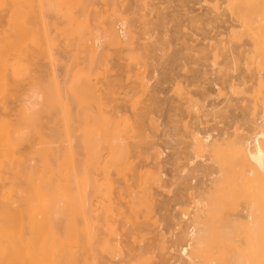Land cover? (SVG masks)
<instances>
[{
  "label": "bare ground",
  "instance_id": "1",
  "mask_svg": "<svg viewBox=\"0 0 264 264\" xmlns=\"http://www.w3.org/2000/svg\"><path fill=\"white\" fill-rule=\"evenodd\" d=\"M120 1H122V0H120ZM120 1L118 0V2H120ZM228 1L229 2H228L227 7H229V13L233 14V16L231 14H230V16H232L233 18L235 17L236 21H238L239 23L236 22L234 19H232V20H234V22L239 24L240 27L235 23L239 28H241L240 30L243 29L244 33L246 32V33L250 34L251 42L250 41L247 42L248 44L246 46H249V47L244 46V49H240V47H239V49L238 48L233 49V48H231V46L223 45L225 42H222L220 39L219 40L221 42H219V43H221L222 45L219 44V45H216V47H215L216 42H215V44L214 43L212 44V45H214L215 49L218 48L215 51V53L212 52V54H214L213 55L214 60H217L218 58L220 59L221 55H228L231 53V55L229 56L231 58H229L228 60L225 58L224 59L227 60V62H229V60H230V63H229V67L231 68L230 70H236V72H237L236 75L230 74L231 71L229 73L228 72L229 70L227 71V69H224L225 67L222 68L221 66H219L220 64H222V63H219V62H221V59L218 62L219 65H216L217 62L214 63L212 61L216 65V67L219 66L222 69H220V68L218 69V67H217L218 70L216 72L214 71L215 73L212 71L213 72L212 74L215 76L212 75L213 77H211V79H210L211 82H209V81L208 82L211 85H213V87H214V85L222 84V86H224V84H225L226 85L225 87L226 88L229 87L230 92H232V96H228V95H230L229 91L227 92V90H226V93H224L223 91L221 92L220 89H219L220 91L218 90L217 94H220V95L225 94L226 95L227 102H226V106L224 105L226 107V110H222V109L220 110V108L216 109L217 107H214L216 102L215 101L212 102L213 101L212 100L209 103L210 106H213L212 110L209 111L210 112L209 115H212L211 117H213V118L209 119L207 117L208 116L207 114L199 115L198 113L200 112L199 111V105H200L199 102L200 101L197 100L198 98L195 99L191 95L189 97H187V93H188L186 91L187 89L185 91L183 90L184 92H187L186 93V101L183 102V105L178 107V106H176L177 101L175 102V106H176V109H178V111H179V109H180V111H187V112H189L190 115L193 114L190 112H192V111L195 112L193 114V115H195V117H194L195 121H193L192 124H190L191 122L190 123L184 122L185 124H183V125L185 128L184 127L183 128L185 129V132L184 133L181 132L182 136L179 135L181 137H187V138L190 137L191 138V142H186L188 144L187 145L185 144L186 146H184V148L190 147L197 154L199 152L200 153L203 152L204 154L206 153V155L208 154V160L207 161L205 160L206 163L205 162H203V163L197 162L198 164H201V165H199V166L195 165L196 167L191 168V170H189L188 173H186L183 176L182 175L179 176V178L180 177L183 178L184 182L188 183V182H190V180L192 178L194 179V177H196V175H197L198 181L196 183L193 182L195 184L190 183L191 186L189 188V189H193V192H191L190 197L193 200V203L195 206L194 208H196V210L194 211L195 213L193 212L194 214L192 215V217L187 216L188 219H191V220H189V222L187 220H185L187 218L185 217V214H184L183 217L185 219L183 222L187 221L189 224L187 222L184 223L186 225L183 224L180 231L177 233L175 232L171 239H169V237H167L168 240H165V235L161 237L163 239V241L170 243L166 247V248L170 249L169 252H171V249H177V248L180 249V251H181L178 259L175 260L176 262H171L170 260L172 258L167 257L166 259H167L168 264H176V263H178V264H204V261H202V259L200 258L201 250H198L197 254L191 256L190 251L186 253L185 246H183V245L185 244L187 246H192L193 244H195L198 246V248L200 246H202V244H203L202 242H204L203 241L204 229L206 228V221L204 218L205 217V211H206L205 207H207V203H208L207 200H209L208 198L209 197L212 198V196H214V195H218V198L220 197V199L223 203L226 202L224 206H226V204L228 203L227 200L228 201L230 200L229 196H231L235 199L237 198L238 201H240V199L243 198V199H246L249 203H252V204L247 203L249 205V207L243 208V214H241L240 216L236 215L237 213L234 214L235 212H225V216L223 217L224 218L223 220L220 221L219 220L220 218L217 219L220 221V224H217V225H219L218 226L219 231H220V229H222L220 231L221 236L219 237L220 239L222 237V239L221 240L219 239V240L221 242H223L222 240L226 239L225 240L226 242L224 245L226 246L228 244L230 246V248H229V246H226V247H228V249H230V252L225 246L223 248V244H221L222 246L218 244V246H219V248L221 247L222 249L226 248L225 250H227V252L231 255V256L226 255L228 257V260H226L227 258L225 257L222 264H256L255 263L256 261L254 262L253 260H250V258H248V256L245 254H244L245 255L244 258H242V257H241L242 259L238 258V255L236 254V252L234 251V248H233L234 246H236L237 240H234L232 237V234H230V233H232L234 231V229H237L239 226L244 228V230H243L244 232H246L245 229L247 230L248 228L250 229L249 231H252V226L253 225L255 226V224L257 223V222L255 223V219H254L255 206L257 207L259 205L258 203H260L263 205L262 209L264 210V0H261V1L259 0V3L256 4V7H254L255 4L252 5V4L248 3L249 0H228ZM109 2L112 3L114 6L115 2H117V0H109ZM109 2H107V3H109ZM152 2H154V1H152ZM169 3H171V1H169ZM225 3H227V1ZM48 4L49 3L47 0H0V26H1V28H4V30L2 29V31L0 32V95L3 94V95H1L3 98L0 96V99H2V100H0V182L2 181V184H0V186L2 185L0 187L1 188L0 189V194H1L0 195V264H113L114 260H112V261L109 260V258L111 256H112V259H114L113 257H117L118 259H120L121 262L125 261V264H130V260L135 259V258H138V260L141 261V263H143L144 259L146 260L147 258H151V257H149V255L153 254L149 249L157 248L158 244H152L151 243L150 245H148V244L147 245L146 244L141 245L140 244L141 241L137 240V241H139L138 242L139 246L137 244L138 248H137V246H135V247L133 246L131 249L127 250L126 245L125 246L120 245L121 243H119V245L124 248V249H122V247H120V248L115 247V245L117 243L116 244L111 243L112 242L111 236L115 235L119 228L117 229V225L115 226V222L113 221L116 219V218L114 219V214H113V209L115 207V206H113L115 203L114 202L115 197L113 196L114 195L113 194L114 193V190H113L114 184L112 185L109 180H111L110 178H111V175L113 173L119 174V172H121L123 168H125V167L129 168V167H131L130 166L131 164L135 163L136 159L133 158V160H135V161L132 160V157H134L133 152L134 153H135V151L138 152V156L140 158L141 157H145L144 159L148 158L149 155H147V154L149 153V151L144 148V146H146V144L144 145V142L147 143L146 141H147V139H149L148 138L149 135L146 132V134L148 136H147L146 141H145L144 136L146 137V134L143 132L145 134L143 136V134H141L142 132L141 133L139 132V130L141 128L140 123L144 119V117L149 116L150 124L157 126V127H160L157 124V123H159V120H158L159 118H156V115H159L158 117H162L163 115L155 114L156 112L158 113V111H159V110L156 111V109H155L156 105L155 104H156V102L159 101V99H158V101H156L157 96L159 98L162 93H166L165 88L163 89L164 86L162 84L164 82H167L166 80H168L167 78H169V76H167V77H165V76L169 75L168 73L170 70H168L169 68L167 67L166 64L162 65V68H163L162 70L159 67H158L159 68L158 69L155 66V64H153V61L156 58L154 57L155 59H153V61L151 62L150 61L151 58L149 57V54H148L149 51L147 52V50H146V52H147L146 54H148L149 60L148 61L146 60L145 63H143V64L148 68L149 67L153 68L152 71H149V72H152L151 78L153 77L154 74L159 75V78H157L158 79L157 81L159 84L156 85L158 87V90L155 91V89H154L153 90L154 92L150 94V98H149V99H151V101H149V104H150V102L153 104H150L147 106V105H145V101H143V103H141L138 100V99H141V97L140 98L137 97V99H135L134 97H136V96H134L133 94L132 95L134 97L130 96V99H126V98L124 99V100H126V102H127V100L129 102H131L132 105H129V108H130V106H133L131 109H133L132 111L134 112V115H135L134 118L138 123L136 125V127L133 126V124H132L133 122L130 123V121H132L129 118L130 116L128 117L124 113V111H126V110H124V107L127 106L126 102H125V104H120V105L117 104V106L114 105L115 107L113 106V108H111L113 110L112 111L110 110V112H111V113H109L110 116H106V115L102 116L100 114L101 113L103 114V112L101 110H99V111H101L99 114V111H97V109L94 108L96 110L95 111L93 109L94 112H97L100 115V116H98V115L96 116L97 117L96 121L98 123L103 124V126H104L103 128H101L100 132L95 133L93 131V128H91V126H90V122H94V121H91V119L93 118L92 115L93 114L95 115V113L92 110L93 104L92 105H86V106H91V108L86 107V106L80 108L79 104L81 102L79 100L83 101V99H84V101H86L85 97H86L87 93H89V92L92 93V90H93V92H96L97 89H99V88H97L95 91V87L92 86L90 82L91 81L93 82V78H95V79L98 78L99 75L97 76V74H100V73L97 70V66L99 63H101V61H103L102 65H104V63L106 65H108V61H106V59H107L106 57H108V55L105 56V54L103 53L104 51H103L102 54H104L103 56H105V58H103V59H102V57L98 58L100 60H97L98 62L96 61L98 63L97 64L95 62V59H92L91 56L86 55L85 57L83 56L84 58L82 56H80V54L83 52L80 53L78 48H73L71 51L68 50L69 52L66 49H63L62 53L60 54L61 57L59 58V61L61 60L63 65L61 62H59V63H61V67L59 66V63H57V64H58L59 68L61 69L60 73H61L62 77L63 76L65 77L66 74H68V76H66L67 79H69V78L71 79V80L70 79L64 80L63 79L64 77L63 78L59 77L60 79H58L57 78L58 74L56 76V74L50 73V72H55L54 69H56V68L55 67L52 68V67L56 66L57 64L55 65V63H54L55 60L53 61L54 57L52 58V56H53L51 53L52 50L50 52L51 45H50V47H49V45L48 46H46V45L48 42L50 43L52 41V39L61 38L60 35L67 34L68 32L77 31V30H79V28H80V30H82L86 24L89 26L91 23L90 21H92V20H93V22L91 23L90 27L95 25V27L93 26L94 30L101 32L102 36L105 38L106 42L109 45L115 44L113 46H116V45L122 46V45L126 44V40H128V41H130V46L135 45V44L137 46V43H139V42H135V44H134V41H133L134 35H132L130 33L131 32L130 30L127 31L128 30L127 27H129L130 25L126 26L127 30L124 28L126 31L123 29V31L121 33L117 31L118 30L117 26L115 28V22H114L115 20L113 19V17H115V19H117V20H120L119 18H117L119 13L116 12V7H113L115 10L113 13L112 12L110 13V11H109L110 14L105 15V13L103 12V14L106 17V19H102V20H104L103 22H102V20L100 21V19L103 16V15H101L102 13L100 14L95 9H94L95 11L92 9V13H90V15L88 13V10L86 9L87 13L90 17H91V15L92 16L94 15V16H93V18L91 17L92 19L89 17L87 18L89 22L85 21L86 20L85 18L87 17V13H85L86 11L84 9L82 10V7H81L80 9L82 11L80 10L81 11L80 12L78 9L77 12L75 11L76 12L75 14H77L76 16H78V18H79V16H82V18L84 19V21H83L84 23L80 22L83 20L81 17L80 18L82 20H79L76 16H73V17H76V18H73L74 20L70 21L71 20L70 18H68L69 20H66V25L70 27V29L66 30L65 28H63V26H61V25L65 24L64 23L65 21L64 22L62 20L58 21L57 16L54 15L55 12L53 10H52L53 17H48L51 15V12L49 11V9L52 8ZM71 4H73V1L71 2ZM120 4H122V3H120ZM155 4H156V2H155ZM166 4H168V2ZM130 5L132 6V4H130ZM156 5L154 7H156ZM245 5H247V6H245ZM5 6L8 7V9H7L8 11L6 10L8 13L7 16H5V15L3 16V14H2V9H3V7L5 9ZM87 6H89V5H87ZM87 6L85 5L84 8H86ZM92 6H94V8H95L96 5H92ZM147 6H150V5H147ZM223 6H222V8H223ZM143 7H144V5H143ZM168 7H170V6H168ZM227 7L224 6V9H226ZM134 8H136V6H134ZM138 9H140V8H138ZM157 9H159V8H157ZM188 9H190V8H188ZM227 9H226V11H227L226 14H228ZM100 10L102 11V9H100ZM122 10H121V12H122ZM128 10H130V9H128ZM140 10L142 11V9H140ZM143 10H146V7L143 8ZM162 10H164V9L162 8ZM48 11H49V13H47ZM93 11H94V13H93ZM111 11H113V10H111ZM131 11H133V14H134V11H136V10L132 9ZM141 11H138V12H141ZM151 11H154V10H151ZM161 11H159V12L161 13ZM189 11H191V10H189ZM106 12H108V11H106ZM148 12H149V10H148ZM155 12H157V11H155ZM165 12H164V14H165ZM150 13L151 12H149V14ZM185 13H187V12H185ZM125 14H127V13L124 12V16H125ZM128 14H130V11ZM144 14H145V11H144ZM149 14H148V16H147V14L144 15L145 19L150 17ZM162 14H163V12H162ZM84 15H86V16L84 17ZM138 15H140V14H138ZM218 15H220V14H218ZM100 16H101V18H100ZM134 16H135V14H134ZM166 16H168V15H165V18H167ZM224 16H223L224 19L226 17H229V15L226 16L225 13H224ZM161 17H164V16L161 15ZM49 18H50V21H49ZM54 18H55V20L56 19L57 20L54 21ZM172 18H175V16ZM125 19L128 22L129 19H127V18H125ZM134 19H132V20L134 21ZM137 19H140V18L138 17ZM145 19H144V21H145ZM149 19H151V18H149ZM149 19H148V21H150ZM214 19H216V18L214 17ZM218 20H220V19H218ZM60 21L62 24L59 23ZM138 21H136L135 23H137ZM141 21H143V20H141ZM146 21H147V19H146ZM5 22H6V25H3V23L5 24ZM104 22H106V24H104ZM234 22H232V23H234ZM7 23H8V27H7ZM156 23H157V21H156ZM159 23H160V21H159ZM225 23H227V22H225ZM228 23H230V22H228ZM52 24H53V27H51ZM128 24H131V23H128ZM162 24H163V22H162ZM2 25H3V27H2ZM58 25H60V26H58ZM87 25L85 27H88ZM106 25L108 28L106 27ZM143 25H145V24H143ZM148 25L150 26V24H148ZM229 25H231V23ZM81 26H82V29H81ZM165 26H166V24H165ZM231 26H228V28L230 29ZM49 27H51L52 29L49 30ZM61 27L63 29H61ZM90 27H88V28L90 30H92V27L91 28ZM137 27L135 26V28H137ZM139 27L141 28V26H139ZM162 27L163 26H161V23H160V28H162ZM131 28L133 29V27H131ZM135 28H134V30H135ZM146 28H147V25H146ZM146 28H144V29L147 30ZM156 28H157V26H156ZM234 28H235V26H234ZM234 28H231V31H232V29L234 30ZM53 29H54V32H52ZM158 29H159V27H158ZM229 29H227L228 33H229ZM140 30H142V29H140ZM149 30H151V29H149ZM167 30H165V31H167ZM177 30H179V27ZM177 30H175V32H177ZM236 30H237V28H236ZM151 31H155V30H151ZM160 31H162V30H160ZM165 31H162V32H165ZM127 32H129L130 34ZM55 33H57V34H55ZM232 33L234 35L235 32H231V34ZM239 33H240V31H239ZM239 33L238 34L236 33L233 36L236 38L237 42L241 41V39H242L241 38L242 36L240 37V35H242V34L239 35ZM241 33H242V31H241ZM142 34H143V31H142ZM156 34L157 33L155 32V35ZM231 34L227 35V39H228V36ZM130 35H132L131 38H130ZM136 35H139V34H137V31L135 33V36ZM151 35H154V33L153 34L151 33ZM155 35L152 37H155ZM161 35H163V34L159 33V36H161ZM174 35L176 36V34H174ZM233 37H232V39H233ZM140 38L142 39V36ZM148 38H149V36H148ZM162 38H163V36H162ZM135 39H136V37H135ZM176 39H178V38H176ZM232 39L230 37V41L233 42L234 39L233 40ZM155 40H157V38H155ZM162 40H164V39H162ZM162 40H160V42H159L160 45H161V42H163ZM166 40H168V39H166ZM222 40H223V38H222ZM136 41H138V40H136ZM158 41H159V39L157 40L156 43H158ZM223 41H225V40H223ZM230 41H229V43H230ZM132 42H133V44H132ZM170 42H171V40H170ZM232 42H231V44H232ZM164 43H165V41L162 44H164ZM142 44L143 43H141V46H142ZM166 44H167V41H166ZM157 45L158 44H156V46ZM168 45H169V43H168ZM117 46H116V48H117ZM138 46H137V48H132V49H136L133 51H135L137 53V50H139L140 53L141 52L143 53V51L141 49L143 48V50H144L145 47L140 48L141 46L140 47H138ZM235 46H237V45H235ZM241 47H243V46H241ZM13 48L15 50L14 53L17 51L15 54L13 53V50H12ZM146 48L149 49L148 46ZM162 48H164V47H162ZM187 48L189 49V47H187ZM208 48L209 47H207V49ZM212 48H213V46H212ZM75 49H77L78 52ZM153 49H154V47L152 48V50ZM214 50L212 49V51H214ZM139 51H138V53H139ZM155 52H156V50H155ZM70 53H72V54H70ZM108 53L106 52V54H108ZM156 53L158 54V52H156ZM208 53H211V52H208ZM208 53H206V55ZM152 54L153 53H150V56H152ZM166 54H164V56ZM175 54H177V53H175ZM178 54H179V52H178ZM11 55H13V56L11 57ZM138 55H140V54H138ZM100 56H102V55H100ZM154 56H156V55H154ZM158 56H159V54H158ZM158 56H156V57L158 58ZM168 56H169V53H168ZM133 57H136V56L134 55ZM139 57H141V55ZM142 57H143V54H142ZM208 57L210 59V55ZM208 57L206 60H209ZM144 58H146V57H144ZM152 58H153V56H152ZM159 58H161V56ZM175 58H176V56H174L173 59H175ZM177 58H179V57H177ZM110 59H112V56ZM128 59L130 60L132 58L128 57ZM47 60H48V62H47ZM107 60H109V59H107ZM156 60H155V63H156ZM169 60H171L170 56H169ZM206 60L204 59L205 62H206ZM86 61H88V62L86 63ZM159 61H158V63H159ZM162 61H163V59H162ZM185 61H187V60H185ZM209 61H207V62H209ZM94 62L96 63L97 66H94L95 65ZM146 62H147V64H146ZM193 62H194V60H193ZM196 62H197V60H196ZM72 63H73V65L71 66L70 64H72ZM158 63H157V66H158ZM173 63L174 62H172V64ZM177 63L179 64V61H177ZM184 63L185 62H183V64ZM227 65H228V63H227ZM243 65H244V68H243L244 70L242 69ZM58 66H56V67H58ZM76 66H78V67L81 66L85 69L87 68V70L88 69L92 70L91 69V66H92L94 68L92 73H94V70H97V72H95V74H94L97 77L96 76L94 77L93 75L92 76L88 75L89 77L91 76V78L89 80V77L86 75V74H90L89 71L82 68L83 72L84 71L85 72L82 73V75H81V73L78 72L81 70V68L76 71V69H75V68H77ZM168 66H169V64H168ZM170 66H171V64H170ZM47 67H49V68H47ZM88 67H90V68H88ZM98 67L102 68L101 65ZM106 67H107V69L109 68L108 66H106ZM113 67L114 66H112L111 68H113ZM187 67L188 66H186V68ZM212 67H214V66H212ZM46 68L49 71L45 70ZM59 68L57 70H60ZM101 68H100V70H103L104 73H106L105 72L106 69H104L105 67H103L102 69ZM176 68H177V65H176ZM206 68H208V67H206ZM206 68H205V70H203V68H202L199 71L203 74H204V72L208 73V70H206ZM209 68H211V66H209ZM114 69H115V67H114ZM178 69H179V66H178ZM196 69H197V67H196ZM180 70H181V68H180ZM188 70H186V71L189 72ZM213 70H216V69H213ZM38 71L43 72L41 74L44 77L52 76V81H51V78H49L50 79L49 81H51V84H48V85H52L51 87L54 88V91L52 88H50L53 92H55L53 94L55 96H53L51 94L53 99L50 98L51 96L49 95L50 93H52V91L50 93L45 92V95H44V91H46V90H44V87L48 86L47 84H45V83H47L45 80H41L44 83V84L42 83L43 85L41 84V81L39 82L38 80H36L37 81L36 82L35 79L32 80L33 78H35L36 74L39 75L40 72H38ZM73 71H76L78 73L73 72ZM112 71H113V69H112ZM199 71H197V72H199ZM32 72H34V73L36 72V74H33V76H32ZM146 72H147V70H146ZM190 72H191V70H190ZM194 72H196V71H194ZM55 73H58V71ZM60 73H59V75H60ZM69 73L74 74L75 77L76 76L79 77V75H81V76H83V78L85 76V78L84 79L78 78L79 80H77V77H76V79H73L74 76L73 77L70 76ZM101 73H102V71H101ZM110 73H112V72H109L108 74H110ZM175 73H176V71H175ZM175 73H174L173 78H171V79L177 81V77L175 76ZM63 74H65V75H63ZM188 74H190V73H188ZM171 75H172V73H171ZM176 75H178V74H176ZM191 75H193V73ZM104 76H106V75H104ZM206 76L207 77H205V80H206V78H208V75H206ZM86 77L88 78L87 80H85ZM110 77H111V75L109 76V79H110ZM174 77H176V78H174ZM191 77L185 73V79L180 78L178 83H176L180 87H178L176 85L177 87L175 86L176 88H174L176 90V92H175L176 94L179 91H180V93H178L179 96H180V94L182 96L185 94L184 92H183L184 94L181 93L184 85H180L181 84L180 82H184L185 87H187L186 82H188V80L190 82L191 80H193L195 78V76H191ZM154 78H155V76H154ZM154 78H153V80H154ZM178 78H179V76H178ZM198 78H199V76H198ZM80 79H82V80H80ZM105 79H106V77H105ZM107 79H108V77H107ZM201 79H202V77H201ZM203 79H204V77H203ZM110 80H112V77ZM33 81H35V83H32ZM82 81H84V82H82ZM86 81H90V82H86ZM106 81H109V80H105L104 82H106ZM251 81H253V83H250ZM27 82H28V84L30 82V83L36 84V85L35 86L33 85V87H35V88L32 87L30 92L25 91L27 93L24 92L26 95L24 94L25 96L22 98L21 96L18 95V93L21 91L23 86L27 85ZM52 82L54 84H52ZM111 82H113V80ZM193 82H195V81H193ZM77 83H79L78 84L79 86L77 85ZM84 83H85V85L88 84L87 86L91 85V86H89L90 89H89V87H87L89 89V90L87 89L89 92H86V94L83 90V89H86L85 88L86 86L83 85ZM96 83L97 82L95 81L94 84L97 85ZM146 83H148V82L142 81L140 83V86H142V88L144 89V91H142V92H145V91L149 92V85ZM37 84H39V85L37 86ZM108 84H109V82H108ZM108 84H106V86ZM112 84H114V83H112ZM116 84H117V82H116ZM210 84L208 85V87L212 88V86H210ZM118 85H113V86L114 87L116 86V88H117ZM196 85H198V82ZM201 85H202V83L199 84L200 87H201ZM75 86L77 88H75ZM80 86H82V87H80ZM83 86H85V87L83 88ZM108 86H110L112 88V85H108ZM156 86L154 88H157ZM42 87H43V89H42L43 91L41 90ZM78 87H80L81 89L83 88L82 90H83V93L85 95L82 94L84 96V97L82 96L83 97L82 99H79V97L81 98V96L78 94H81L82 90ZM91 87L94 89H92ZM114 87L112 89L116 90V88L114 89ZM168 87L166 86V90L169 89ZM190 87H191V85H190ZM107 88L108 87H106V91H107ZM142 88L140 87V89H142ZM177 88H179V89L181 88V89L177 92V90H178ZM47 89H48V87H47ZM77 89H78V91H80L79 93H77L78 91L76 92L77 93L76 96H78V98L76 97V99H74L75 94L69 96L70 93L72 94V92L77 90ZM151 89H153L152 86H151ZM213 89H215V88H213ZM100 90H102V89L100 88ZM100 90H98V92ZM109 90L110 89H108V91ZM171 90H172V88H171ZM41 91L43 92V94L41 93ZM106 91L105 90H104V92L102 91L103 94L106 93V94H104L106 96V98L108 97V99H111L110 96L116 94L118 90L116 92L114 91L115 93L112 90L109 91L110 96H107L109 94H107L108 91L107 92ZM203 91H204V93L201 96V100L204 98V101L207 100V98L211 97V95H213L214 93L217 92L215 90L216 92L211 94L213 90L208 89V88H206ZM150 92H152V91L150 90ZM46 93L47 94L49 93V94L46 95ZM73 93H75V92H73ZM125 93H127V94H125V96L126 95L129 96V92H125ZM196 93L197 92L195 91V94ZM67 94H68V98H69L70 102L67 100ZM89 94H87V97H89L93 94L95 101H96V99H97L95 97L96 94H94V93H92L90 95ZM145 94L141 93V95H144L146 97ZM234 94H236L238 97L233 96ZM247 94H250V95L253 94L254 95L253 99L246 97ZM17 95H18V97H17ZM43 95L46 97H43ZM99 95H101V94L98 93V96H97L98 98H99ZM188 95H189V93H188ZM47 96H48V98H47ZM54 97H55V100H54ZM70 97H72V98H70ZM114 97L112 96V98H114ZM217 97H218V95H217ZM15 98H18V99H16L17 104H15L16 102H14V104L12 103V101H14ZM94 98L92 99L93 101L91 100L93 103H95L94 106L97 107L96 106L97 104H98V106H101V102H99V100H101V98L97 99L98 100L97 102H99V103L95 102ZM103 98H105V97H103ZM163 98H165V97H163ZM77 99H79V100H77ZM108 99H106V101L103 99V101L105 103H110L111 101H109ZM115 99H112V100H115ZM169 99H171V98H169ZM142 100H145V99L143 98ZM147 100H148V98H147ZM78 101L80 103H78ZM84 101H83V103H84ZM87 101H90V100H87ZM166 101H167V99H166ZM112 102L110 103V105H112ZM161 102H160V104H161ZM168 102H169V100H168ZM83 103H81V106ZM105 103L102 102V105L104 104L107 106V104H105ZM200 103H202V102H200ZM11 104H13L14 106ZM158 104H157V107H159ZM162 104H165V103L163 102ZM110 105H109V107H111ZM170 105H171V103H170ZM172 105H174V104L172 103ZM170 107H173V106H170ZM223 107H221V108H223ZM169 109H167V110H169ZM208 109H209V107H208ZM86 110L90 111V113L88 115H84V112ZM104 110H108V106H107V109H104ZM154 110H155V113L153 112ZM91 111L93 112L92 114H91ZM174 111H176V110H174ZM108 112H106L107 115H108ZM159 112L161 113V111H159ZM166 112H168V111H166ZM179 112H176V113L179 114ZM174 113L175 112H173V115H174L173 117L175 118ZM151 114H152V116H150ZM165 114H167V113H165ZM168 115H169V113H168ZM180 115H181V113H180ZM185 115H183V116H185ZM49 117H51V118H49ZM166 117H167V115H166ZM170 117H172V115ZM219 118L221 120H218ZM182 119H185V118L183 117ZM92 120H94V119H92ZM174 120L175 119H173V121ZM191 120H192V118H191ZM143 121H145V119ZM166 121H168V120H166ZM142 123H144V122H142ZM210 123H213V124H211L209 126ZM165 124H167V123H165ZM203 124H204V128L202 127ZM222 124H223V126H220ZM170 126H171V124H170ZM46 127L51 128L52 132H49L50 134H48V135H49V137L51 136V138L52 137L54 138V140H52V142H50L51 138H49V137L47 138L48 135L46 134V131L48 132L49 130H46ZM178 128H179V126H178ZM180 128H182V127H180ZM152 129H154V128H152ZM117 132L121 133V136H119L118 138L113 136ZM153 133L155 136L154 131H153ZM33 136H37V138H41V140H47L48 139L47 141H49V143H52V144L55 143V141H58L57 145H55V146L52 144H51L52 146L51 145L49 146V143L46 142V144H48V146H46L44 149H47V151L46 150H45V152L42 151L41 155L43 157L41 155H39V157L41 159L40 163H42V166H39L37 164H31V161L29 162V159H28V157H30L31 154H28V152L26 154H24L23 152L22 153L20 152L22 150L21 144L23 142L25 144L26 142H28L26 140H30ZM162 136H163V134H162ZM160 137H161V135H160ZM152 138H150V139H152ZM157 138H158V134H157ZM169 138H170V135H169ZM177 138H179V137H177ZM187 138H185V140H187ZM102 140L105 141L104 148L107 149V154L105 157L99 159V157L98 156L96 157V155L92 152L93 151L92 148L97 145L95 143L101 142ZM153 141H154V139H153ZM156 142H159V140ZM156 142H152L151 147L155 148L157 145L159 146V144H161V142L159 144H157ZM164 142L162 143V145H164ZM181 142L183 143V139ZM169 143H170V141H169ZM24 144H23V146H24ZM30 145H32V144H30ZM170 145H171V143H170ZM18 146H19V148H18ZM20 146H21V148H20ZM147 146L150 147L149 145H147ZM180 146H178V147H180ZM28 147H32V146L28 145ZM144 149L146 151H144ZM149 149H151V148H149ZM173 149L172 150L170 149V151H173ZM180 149H182V147ZM48 150L50 151V153L48 152ZM19 152H20V154H19ZM38 152H40V150L37 151V154H39ZM47 152L49 155L46 154ZM152 152H153V154L157 152L156 155L154 154L155 156L162 155L161 150L160 149L158 150V148L156 149V151L154 150ZM178 152L180 154H183L185 151L182 152V151L178 150ZM178 152L176 151L177 154H179ZM43 153H45V155H43ZM51 154H52V156H50ZM185 154L189 155L190 152H188V153L185 152ZM26 155H27V157H26ZM47 155H48V157L50 156V158L52 157V159H51L52 162H51V160L49 162L50 158H48V157L45 158ZM154 155H151V156L155 157ZM171 155H173V154H171ZM23 156L26 158H24ZM168 156L169 155L167 154V157ZM41 157L43 159H47V160H43V162H42ZM155 159H156V157H155ZM153 160L154 159H152V161ZM192 160L194 161V159H192ZM37 161L39 162V160H37ZM132 161H133V163H132ZM146 161L148 162L149 160H146ZM157 161H159V160H157ZM166 161L169 162L171 160L169 159ZM38 162H36V163H38ZM140 162H142V161H140ZM163 162L164 161H161V164ZM40 163H38V164H40ZM165 163L166 162H164L163 164H165ZM169 163H167V164H169ZM152 164H155V163L153 162ZM140 165H142V164H140ZM140 165H136V166H140ZM158 165H159V163H158ZM162 165H161V167H162ZM175 165H176V163H175ZM166 166H164L163 168H165ZM161 167H159V168H161ZM168 167H170V166H168ZM138 168L140 169V167H138ZM159 168H158V170H159ZM165 169H164V171H165ZM96 170H101L100 174L103 175V177L101 176V178H104L106 180L105 183H103L104 184L103 187L99 183V178L95 177L96 176L95 175ZM154 170H155V168H154ZM142 171H143V169H142ZM142 171L141 172L139 171L136 174L134 173V180L136 179L135 182L138 183V186H140V188H142V190L140 193L135 192V191L132 192L134 195H136V197H139L140 200H143L142 194H145V190H146L145 188L147 187L146 184L147 183L153 184L154 181L156 180L155 179L156 173L154 174V172L150 173V172H144V171L142 172ZM174 171H175V169H174ZM157 172H159V171H157ZM47 173H48V175H47ZM168 174L171 175L170 173H168ZM49 175H50V177H49ZM199 175H202V176L199 177ZM46 176H48V177H46ZM149 176L150 177L155 176V177H154V179L151 178V180H150ZM197 177H196V179H197ZM169 179H170V177H169ZM181 180H180V182H181ZM156 181H158V180H156ZM101 183H102V181H101ZM132 184H134V182ZM188 185H189V183L187 185H185V187ZM138 186H136V188ZM144 186H145V188H144ZM149 186H150V184H149ZM130 188H131V186H130ZM175 190H177V189H175ZM185 190H186V188H185ZM99 191L103 192V196L105 197V201H106L105 203H103V205H104L103 209H105L104 216L103 215L95 216L97 214H94V212H96L95 209H97V208H95L97 205H96V201L94 200V196H96V193H98ZM188 193H189V191H188ZM176 194H177V192H176ZM176 194H174V196ZM122 195H123V193L120 194V196H122ZM185 195H186V197H188L187 194H185ZM178 196H180V194ZM225 198H229V199H225ZM238 198H240V199H238ZM230 201H229V203H230ZM236 201H235V203H236ZM190 202L192 203V201H190ZM218 202H220V201H218ZM144 203L145 202H143V204ZM232 203H234V202H231V204ZM242 203H244V202H242ZM239 204H241V203H239ZM224 206L221 205V207L223 209H224ZM235 207H237V206H235ZM227 208H230V207H227ZM227 208L225 210H227ZM149 210L150 209L147 208L145 211H149ZM207 210H210V209H208V207H207ZM223 211L224 210H222V212ZM214 213H215V211H214ZM263 214H264V212H263ZM126 215L123 216L124 221H123V218L120 221L124 222L123 224H125V225H128V224H131V225H128L127 227L125 225L121 226L122 223L120 221L116 220L118 223L121 224V225L119 224V226H121L123 228L125 227L127 229L129 228L128 230L131 233H133L134 230L138 231V229H140L141 223H143V222L140 221L141 223H138L139 220H137V216H135L134 217L135 220L131 219L133 221V223H131L130 222L131 217H128V214H126ZM97 217H100L101 219H99ZM257 217H259V216H257ZM150 219H152V216L150 217ZM256 221H258V219ZM153 222H156V221H153ZM256 225H258V224H256ZM130 226H131L132 230L130 229ZM253 228L256 229V227H253ZM254 232H255V230H254ZM250 233L251 232H249L248 235H250ZM101 234L103 236V239L100 238V237H102ZM169 234L171 235L170 230H169ZM172 234H173V232H172ZM104 235H106V236H104ZM250 237H252V236H250ZM250 237L248 236L249 239H250ZM244 241H245V239H244ZM121 242H123V240H121ZM228 242H232L234 244V246L232 245L233 250H232L231 245H230L232 243L229 244ZM162 245L164 246V244H162ZM162 245H159V246L162 248ZM181 245H182V248H180ZM160 247H159V249H160ZM205 250H207V248ZM259 250L262 251V255H264L263 254L264 248L259 246ZM195 251H197V250H195ZM223 251L224 250L221 251V253H222L221 256H224L223 253H225V252H223ZM232 251H234V252H232ZM132 252H134V255H131ZM231 252L234 254H232ZM237 252H239V251H237ZM144 255H146L148 257L145 256V258H143ZM232 255L234 256V258L232 257ZM235 255H237V256H235ZM240 255H241V253H240ZM102 256L104 257V259ZM151 256L154 257V255H151ZM107 257H109V258L107 259ZM204 258H206V257H204ZM262 258H264V257H262ZM220 260L222 261V258ZM146 261H148V259ZM262 261H263L262 264H264V260H262ZM114 262H116V261H114ZM141 263H139V264H141ZM219 263L220 262H218V264ZM131 264H137V263L135 261H133V262H131ZM148 264H149V261H148Z\"/></svg>",
  "mask_w": 264,
  "mask_h": 264
},
{
  "label": "rangeland",
  "instance_id": "2",
  "mask_svg": "<svg viewBox=\"0 0 264 264\" xmlns=\"http://www.w3.org/2000/svg\"><path fill=\"white\" fill-rule=\"evenodd\" d=\"M48 1V5L50 6V7H52L51 9H49V11L51 12V15L50 16H48V17H53V15H52V10L56 13H54V15H56L57 16V19H58V21L59 20H62L65 24L64 25H61V26H63V28H65L66 30H68V29H70V27L69 26H67L66 25V20H69L68 18H70L71 20L70 21H72V20H74L73 18H78V16H76L77 14H75L77 11H78V9H79V11L81 10L80 8L82 7V10L84 9L86 12L85 13H87V10H88V13H89V15H90V13H92V9L94 10H97L101 15H103L102 16V18H101V16H100V21L102 20V19H106V17H105V15L106 14H110L111 12L113 13L115 10H114V8L113 7H116V12L117 13H119L118 14V16H117V18H119L120 20H117V19H115V17H113V19L115 20L114 22H115V28H116V26H117V31L118 32H122L123 31V29L125 28L126 29V26H128V25H130L129 27H127V31H131L130 33L132 34V35H134V44H135V42H139V43H137V46L138 47H140L141 46V43H143L142 44V46L140 47V48H142V47H145L144 48V50H143V48L141 49L142 51H143V53L141 52L140 53V51L139 50H137V53H138V51H139V53L138 54H140L141 55V57H139L140 55H138L135 51H133V50H136V49H132V48H137V46H136V44L135 45H132V46H130V41H128V40H126V44H124V45H122V46H117V48H116V46H113V45H115V44H112V45H109L107 42H106V40H105V38L102 36V33L101 32H99V31H95L94 30V27H95V25H93V26H91L92 27V30H90L88 27H90V25H91V23L93 22V20L92 21H90L91 23H90V25L88 26L87 24V26L88 27H83V29H82V26H81V29L82 30H80V28H79V30H77V31H74V32H68L67 34H64V35H60L61 36V38H58V39H52V41L48 44L47 43V45L46 46H48L49 45V47H50V45H51V48H50V52H51V50H52V58L54 57V59H53V61L55 60V65L57 64V63H59V62H61L62 63V61L60 60L59 61V58L61 57L60 56V54L62 53V51H63V49H66L67 51L68 50H72L73 48H78L79 49V52L81 53V52H83V53H79L80 54V56H91L92 57V59H95V62L97 61V60H100V59H98V58H101L102 57V59L103 58H105V56L106 55H108V57H106L107 59H109V60H107L106 59V61H108V65H106L105 63H104V65H102V63H103V61H101V63H97L98 64V66H102V68L103 67H105L104 69H106V73H104V71L103 70H100V68L101 67H98L97 65H96V63H95V65L94 66H97V70L99 71V73L100 74H97V76H98V78L97 79H95V78H93V82L91 81H86V82H90L91 83V85L92 86H94L95 87V91H96V89L97 88H99V89H97V91L96 92H93V90H92V93H94V94H96L95 95V97L97 98V99H100L101 98V100H99V102H101V106H98V104L96 105L97 107H95L94 106V104L95 103H93L92 101V99L94 98V95L92 94V93H90L88 90L90 89V87L89 86H91V85H89V86H87V85H85V83L83 84V85H85V86H83V88L85 87L86 89H83L84 90V92H85V94H86V92H89L90 94H92L91 96H89L90 94L89 93H87V94H89L88 96L89 97H87V94H86V97H85V99H86V101L87 100H90V101H84V99H83V101H84V103H83V101H81V100H79V99H82L84 96L82 95V94H84L83 93V90L80 88V87H82V86H80V87H78V88H80L82 91V93L81 94H78V95H80L81 96V98L79 97V99H77V100H79L81 103H83L82 104V106H81V103L78 101V103H80L79 104V106H80V108H82V107H84V106H86V105H92L93 104V106H92V110L95 108V109H97V111H99V110H101L102 112H103V114L101 113L100 114V112L101 111H99V114L100 115H102V116H110V114L109 113H111L110 112V110L112 111L113 109H111V108H113V106L114 105H116L117 106V104L118 105H120V104H125V102H126V100H124L125 98L126 99H130V96H136V97H134L135 99H137V97L138 98H140L141 97V99H138L141 103H143V101H145V105H150V104H153V103H151L150 102V104H149V101H151V99H149L150 98V94L151 93H153L154 91V89H155V91H157L158 90V87L156 86V85H158L159 83H158V79L157 78H159V75L158 74H154L153 75V77L151 78V76H152V72H149V71H152V67H146L143 63H145V61L147 60H149V57L151 58V62L153 61V59H155L156 60V63H155V60L153 61V64H155V66L158 68H160L161 70L163 69L162 68V65L163 64H166L167 65V67L169 68L168 70H170L169 71V75H166L165 77H167V76H169V78H167L168 80H166L167 82H164L162 85L164 86H162L163 87V89L165 88V91H166V93L168 94H166V93H162L161 94V96L158 98V96H157V100L156 101H158V99H159V101L158 102H156V107H157V104H158V106L159 107H155V109H156V111H161V113L158 111V113L156 112L155 113V110L153 111L155 114H161V115H163L162 117H158L159 115H156V118H159L158 120H159V123H157L160 127H157V126H154V125H152V124H150V118H149V116L148 117H144V119H145V121H141V128H140V130H139V132L141 133V134H143V136L146 134V132L148 133V135L146 134V137L144 136V139H145V141H146V138H147V136H148V138L149 139H147V143H145L144 142V145L146 144V146H144V148L146 149V150H148L149 151V153L147 154V155H149L148 156V158L151 156V155H156L157 154V152L156 153H154L153 154V152L152 151H156V149L158 148V150L160 149L161 150V152H162V155H160V156H155L156 157V159H155V157H153V156H151L149 159L147 158V159H144L145 157H139L138 156V152H136L135 151V153L133 152V156L134 157H132V160H133V158H135L136 159V161L135 160H133V161H135V163L134 164H131L130 166L131 167H125V168H123L122 169V171L121 172H119V174H117V173H113L112 175H111V180H109L110 182H111V184L114 186L113 187V190H114V205L113 206H115L114 207V209H113V214H114V219L115 220H113L114 222H115V226L117 225V232H116V234L115 235H112L111 237H112V242L111 243H113V244H116L115 245V247H118V248H120V247H122V246H120V245H126V249L128 250V249H131L133 246L135 247V246H137V244H138V242L139 241H141L140 242V244L141 245H143V244H148V245H150L151 243L152 244H158L157 246V248H151V249H149L153 254H151V255H154V257L153 256H151V255H149V257H151V258H147L148 259V261H149V264H168L167 263V257H169V258H172L170 261L171 262H176L175 260L176 259H178V257L180 256V253H181V251H180V249H171V252H169L170 251V249H168V248H166L170 243H168V242H165V241H163V239L161 238L162 236H164L165 235V240H168L167 239V237H169V239H171L172 238V236L174 235V233L176 232H179L180 231V229H181V227L183 226V224L184 223H186L187 221L189 222V220H191V219H188V217L187 216H189V217H192V215L195 213L194 211L196 210V208H194L195 206H194V203H193V200L191 199V197H190V194H191V192H193V189H189L190 188V183H192V184H195L197 181H198V177H197V175H196V177H197V179H196V177H194V179L192 178L191 180H190V182H188L189 183V185L188 186H186L185 187V185H187L188 183L187 182H184L183 181V178H179V176H183V175H185L186 173H188V171L189 170H191V168H193V167H196V166H199V165H201V164H198V163H200V162H205V160L207 161L208 160V154L206 155V153L204 154L203 152H199L198 154L197 153H195L194 152V150L192 149V148H184V146H186L188 143H186V142H191V138L190 137H181L182 136V134H181V132L182 133H184L185 132V127H184V125L183 124H185L184 122H188V123H190V124H192L193 123V121H195V119H194V117H195V115H193L195 112L194 111H192V112H190V113H193L192 115H190L189 114V112H187V111H180V109H179V111H178V109H176V106H182L183 105V102H185L186 101V93L188 92L189 93V95H188V93H187V97H189L190 95L191 96H193L195 99H197L198 101H200V102H202V103H200L199 102V115H203V114H207L208 116V118L209 119H211V118H213V117H211L212 115H209L210 114V110H212V107L213 106H210V101H212V102H216V106L214 105V107H217L216 109H218V108H220V110L222 109V110H226V102H227V100H226V95L225 94H222V95H220V94H217L218 93V90L220 89L221 90V92L223 91L224 93H226V90H227V92L229 91V94L230 95H228V96H232V92H230V89H229V87H225L226 85L224 84V86H222V84H219V85H214V87H213V85H211L209 82H211V77H213V76H215V75H213L212 73L215 71H217L219 68L220 69H222V68H224V69H227V71L230 73V71H231V73L230 74H234V75H236L237 74V72H236V70H230L231 68L229 67V63H230V60H229V62H227V60L229 59V58H231V57H229L230 55H231V53L230 54H228V55H221V57H220V59H221V62H219L220 61V59L218 58L217 60H214V57H213V55L214 54H212V52H214L215 53V51L218 49V48H214V45H212L213 43L215 44V42H216V44H215V47H216V45H222L221 43H219V42H225L223 45H227V46H231V48H233V49H236V48H238L239 49V47H240V49H244V46L245 47H249V46H246L248 43L247 42H251V36H250V34H248V33H244L243 31V29L242 30H240L241 28H239L240 26H239V22L238 21H236V19H235V17L233 18L232 16H233V14L232 13H229V7H227L228 6V0H226L227 1V3H225L226 1L225 0H152V1H154V2H152L151 0H122V1H120V2H118V0H117V2H115V5L113 6V4L112 3H110L109 2V0L107 1V0H47ZM73 1V4H71V2ZM105 1V2H104ZM169 1H171V3H169ZM261 1V0H260ZM93 2V3H92ZM95 2V3H94ZM107 2H109V3H107ZM130 2V3H129ZM132 2V3H131ZM141 2V3H140ZM147 4H146V3ZM150 4H149V3ZM155 2H156V4H155ZM168 2V4H166ZM100 3V4H99ZM120 3H122V4H120ZM134 3V4H133ZM152 3V4H151ZM248 3H250V4H252V5H254V7H256V4L257 3H259V0H249L248 1ZM261 3V2H260ZM120 4V5H119ZM130 4H132V6L130 5ZM137 4V5H136ZM144 5V7H143V5ZM154 4V5H153ZM249 4V5H250ZM87 6V5H89V6H87L86 8H84V6ZM92 5H96L95 6V8H94V6H92ZM106 5V6H105ZM118 5V6H117ZM146 5V6H145ZM147 5H150V6H147ZM152 5V6H151ZM156 5V7H154ZM159 5V6H158ZM170 6V7H168V6ZM172 5V6H171ZM186 5V6H185ZM225 7H227L226 9L228 10V14H226V9H224V6ZM134 6H136V8H134ZM140 6V7H139ZM142 6V7H141ZM220 6V7H219ZM222 6H223V8H222ZM245 6H247V5H245ZM7 6H5V9H4V7H3V9H2V14H3V16L5 15V16H7L8 15V13H7V9H8V7L6 8ZM112 7V8H111ZM127 7V8H126ZM131 7V8H130ZM146 7V10H143V8H145ZM154 7V8H153ZM161 7V8H160ZM212 7V8H211ZM99 8V9H98ZM104 8V9H103ZM126 8V9H125ZM138 8H140V9H142V11L140 10V9H138ZM157 8H159V9H157ZM162 8L164 9V10H162ZM188 8H190V9H188ZM87 9V10H86ZM100 9H102V11L100 10ZM113 10V11H111V10ZM120 9V10H119ZM124 11H123V10ZM128 9H130V10H128ZM136 10V11H134V14H135V16L138 18H140L141 20H143L144 21V19H145V17H144V15H146L147 14V16H148V14H149V12H151L150 14H149V16L150 17H148V18H146L147 19V21H146V19H145V21L143 22V21H141L140 19H137L135 16H134V14H133V11H131V10ZM154 10V11H151V10ZM212 9V10H211ZM223 9V10H222ZM7 10V11H6ZM81 10V11H82ZM94 10V11H95ZM108 11V12H106V11ZM118 10V11H117ZM121 10H122V12H121ZM148 10H149V12H148ZM162 10V11H161ZM189 10H191V11H189ZM49 11L47 12V13H49ZM76 11V12H75ZM80 11V12H81ZM94 11H93V13H94ZM109 11H110V13H109ZM129 11H130V14H128L129 13ZM138 11H141V12H138ZM144 11H145V14H144ZM155 11H157V12H155ZM159 11H161V13L159 12ZM166 11V12H165ZM170 11V12H169ZM175 11V12H174ZM213 11V12H212ZM103 12L105 13V15L103 14ZM124 12L125 13H127V14H125V16H124ZM132 12V13H131ZM136 12V13H135ZM162 12H163V14H162ZM164 12H165V14H164ZM185 12H187V13H185ZM211 12V13H210ZM218 12V13H217ZM223 14H222V13ZM88 13H87V17L85 18L86 20L85 21H88V17L89 18H93V16L91 15V17L88 15ZM98 13V14H99ZM224 13H225V15L226 16H228L229 15V17H226L225 19H224ZM123 14V15H122ZM132 14V15H131ZM138 14H140V15H138ZM218 14H220V15H218ZM230 14L232 15V16H230ZM138 15V16H137ZM161 15L162 16H164V17H161ZM165 15H168V16H166L167 18H165ZM181 15V16H180ZM73 16H76V17H73ZM86 15H84V17H85ZM121 16V17H120ZM133 16V17H132ZM143 16V17H142ZM146 16V17H147ZM160 18H159V17ZM175 16V18H172V17H174ZM216 18V19H214V17ZM224 16V17H223ZM82 18V16H79V20H82L81 18ZM104 17V18H103ZM142 17V18H141ZM156 17V18H155ZM193 17V18H192ZM60 18V19H59ZM91 18V19H92ZM122 18V19H121ZM125 18H127V19H129L128 20V22H127V20L125 19ZM136 20H135V19ZM149 18H151V19H149ZM155 18V19H154ZM192 18V19H191ZM195 18V19H194ZM220 19V20H218V19ZM52 19V18H51ZM56 19V20H57ZM132 19H134V21L132 20ZM148 19L150 20V21H148ZM154 19V20H153ZM159 19V20H158ZM232 19H234L236 22H238V23H236V22H234V20H232ZM55 20V18H54V21H56ZM126 20V21H125ZM139 20V21H138ZM162 20V21H161ZM231 20V21H230ZM49 21H50V18H49ZM57 21V22H58ZM84 21V19L82 20V21H80V22H82V23H84L83 22ZM104 20H102V22H103ZM122 23L123 21V25L120 23V22ZM136 21H138L137 23H135ZM156 21H157V23H156ZM159 21H160V23H161V26H163L162 28H160V23H159ZM89 22V21H88ZM87 22V23H88ZM101 22V23H102ZM133 22V23H132ZM143 22V23H142ZM148 22V23H147ZM162 22H163V24H162ZM225 22H230L231 23V25H229L230 23H225ZM232 22H234V23H232ZM53 23V22H52ZM56 23V22H55ZM60 24H62L61 23V21L59 22ZM128 23H131V24H128ZM147 23V24H146ZM159 23V24H158ZM239 26H237L236 24ZM80 24V23H79ZM89 24V23H88ZM104 24H106V22H104ZM127 24V25H126ZM143 24H145V25H143ZM148 24H150V26L148 25ZM157 24V25H156ZM165 24H166V26H165ZM235 24V25H234ZM3 25H6V22H5V24L3 23ZM3 25H2V27H3ZM83 25V24H82ZM125 25V26H124ZM132 25V26H131ZM138 28H135V26ZM143 25V26H142ZM146 25H147V28H146ZM154 25V26H153ZM159 25V26H158ZM231 26L230 27V29L228 28V26ZM58 26H60V25H58ZM105 26V25H104ZM139 26H141V28L139 27ZM152 26V27H151ZM156 26H157V28H156ZM168 26V27H167ZM179 27V30H177L178 29V27ZM227 26V27H226ZM234 26H235V28H234ZM7 27H8V23H7ZM51 27H53V24H52V26ZM51 27H49V30L50 29H52ZM90 27V28H91ZM106 27H107V25H106ZM131 27H133V29L131 28ZM158 27H159V29H158ZM167 27V28H166ZM174 27V28H173ZM226 27V28H225ZM0 28H1V26H0ZM62 27H61V29H63ZM108 28V27H107ZM134 28H135V30H134ZM144 28H146L147 30H145ZM231 28H234V30L232 29V31H231ZM236 28H237V30H236ZM239 28V29H238ZM2 29L4 30V28H1L0 29V32L2 31ZM124 29V30H125ZM132 29V30H131ZM137 29V30H136ZM140 29H142V30H140ZM149 29H151V30H155V31H151V30H149ZM168 29V30H167ZM227 29H229V33H228V30ZM125 30V31H126ZM134 30V31H133ZM159 30V31H158ZM160 30H162V31H165V30H167V31H165V32H162V31H160ZM175 30H177V32H175ZM227 32H226V31ZM240 31V33H239V31ZM136 31H137V34H139V35H136L135 36V33H136ZM142 31H143V34H142ZM235 32L234 33V35L237 33H239V35L240 34H242V35H240V37L242 38L241 39V41H238L237 42V40H236V38L235 37H233L234 35H233V33L231 34V32ZM241 31H242V33H241ZM52 32H54V29L52 30ZM148 32V33H147ZM155 32L158 34H156L155 35ZM160 34H163V35H161V36H159V33ZM162 32V33H161ZM167 32V33H166ZM127 33H129V32H127ZM129 33V34H130ZM146 33V34H145ZM150 33V34H149ZM151 33L153 34L154 33V35H155V37H152V36H154V35H151ZM165 33V34H164ZM55 34H57V33H55ZM145 34V35H144ZM168 34V35H167ZM172 34V35H171ZM174 34H176V36L174 35ZM228 34H231V35H229L228 36V39H227V35ZM132 35H130V38H131V36ZM171 35V36H170ZM174 35V36H173ZM54 36V35H53ZM56 36V35H55ZM59 36V37H60ZM138 36V37H137ZM142 36V39L140 38ZM147 36V37H146ZM148 36H149V38H148ZM162 36H163V38H162ZM135 37H136V39H135ZM144 37V38H143ZM151 37V38H150ZM230 37H231V39H232V37H233V39L236 41H234L233 39V42L232 41H230ZM139 38V39H138ZM153 38V39H152ZM155 38H157V40L159 39V41H158V43H156L157 42V40H155ZM176 38H178V39H176ZM222 38H223V40H225V41H223L222 40ZM225 38V39H224ZM162 39H164V40H162ZM166 39H168V40H166ZM221 41H220V40ZM244 39V40H243ZM136 40H138V41H136ZM140 40V41H139ZM152 40V41H151ZM160 40H162L163 42L165 41V43L164 44H162L163 42H161V45H160ZM170 40H171V42H170ZM246 40V41H245ZM166 41H167V44H166ZM173 41V42H172ZM227 41V42H226ZM229 41H230V43H229ZM245 41V42H244ZM151 44H150V43ZM231 42H232V44H231ZM240 42V43H239ZM243 44H242V43ZM148 45H147V44ZM155 43V44H154ZM168 43H169V45H168ZM175 43V44H174ZM230 45H229V44ZM235 43V44H234ZM60 44V45H59ZM109 46H108V45ZM132 44H133V42H132ZM151 46H150V45ZM156 44H158L157 46H156ZM144 45V46H143ZM164 45V46H163ZM208 45V46H207ZM210 45V46H209ZM213 46V48H212V46ZM235 45H237V46H235ZM134 46V47H133ZM148 46V48L150 49H147L146 47ZM176 48H174V47ZM233 46V47H232ZM235 46V47H234ZM241 46H243V47H241ZM154 47V49L152 50V48ZM161 47V48H160ZM162 47H164V48H162ZM187 47H189V49L187 48ZM207 47H209L208 49H207ZM211 47V48H210ZM139 48V49H140ZM160 48V49H159ZM175 49V50H174ZM212 49L214 50V51H212ZM13 50V53H14V48L12 49ZM18 50V49H17ZM76 51H77V49H75ZM146 50H147V52H148V54H149V57H148V54H146L147 52H146ZM155 50H156V52H158V54H159V56H158V54L155 52ZM159 50V51H158ZM166 50V51H165ZM182 50V51H181ZM211 50V51H210ZM104 51V52H103ZM153 51V52H152ZM165 51V52H164ZM176 51V52H175ZM17 52V51H16ZM15 52V53H16ZM69 52V51H68ZM74 52V51H73ZM72 52V53H73ZM78 52V51H77ZM76 52V53H77ZM102 52L105 54V56H103L104 54H102ZM106 52L108 53V54H106ZM118 52V53H117ZM163 52V53H162ZM172 52V53H171ZM178 52H179V54H178ZM208 52H211V53H208ZM14 53V54H15ZM72 53H70V54H72ZM112 53V54H111ZM136 53V54H135ZM145 53V54H144ZM150 53H153L152 54V56H153V58H152V56H150ZM155 53V54H154ZM167 53V54H166ZM168 53H169V56H170V59L171 60H169V56H168ZM173 55H171V54ZM175 53H177V54H175ZM184 53V54H183ZM206 53H208L207 55H206ZM13 54V55H14ZM83 54V55H82ZM110 54V55H109ZM142 54H143V57H142ZM161 54V55H160ZM164 54H166L165 56H164ZM186 54V55H185ZM189 54V55H188ZM225 54V53H224ZM13 55H11V57L13 56ZM100 55H102V56H100ZM114 55V56H113ZM136 56V57H133V56ZM154 55H156V56H158V58L156 57V56H154ZM182 55V56H181ZM184 55V56H183ZM210 55V59H209V56ZM111 56H112V59H110L111 58ZM161 56V58H159ZM164 56V57H163ZM167 56V57H166ZM174 56H176V58L177 57H179V58H175V59H173L174 58ZM189 56V57H188ZM194 56V57H193ZM206 56V57H205ZM58 57V58H57ZM83 57V58H84ZM94 57V58H93ZM128 57H130V58H132V59H128ZM144 57H146V58H144ZM155 57V58H154ZM163 57V58H162ZM188 59H187V58ZM207 57H208V59L210 60H206L207 59ZM212 57V58H211ZM58 60H57V59ZM87 58V57H86ZM165 58V59H164ZM184 58V59H183ZM227 59V60H225V59ZM162 59H163V61H162ZM179 59V60H178ZM191 59V60H190ZM204 59L206 60V62L204 61ZM161 62H160V61ZM182 60V61H181ZM185 60H187V61H185ZM193 60H194V62H193ZM196 60H197V62H196ZM113 61V62H112ZM158 61H159V63H158ZM174 62L173 64H172V62ZM177 61H179V64L177 63ZM207 61H209V62H207ZM215 63V62H217L216 63V65H219V63H222V64H220L219 66H221V67H219V66H217L218 67V69H217V67H216V65L213 63V62ZM47 62H48V60H47ZM88 61H86V63H87ZM166 62V63H165ZM176 62V63H175ZM182 62V63H181ZM183 62H185L184 64H183ZM191 62V63H190ZM201 62V63H200ZM219 62V63H218ZM225 62V63H224ZM61 63H59V66L61 67ZM157 63H158V66H157ZM161 63V64H160ZM169 64V66H170V64H171V66L169 67L168 66V64ZM181 63V64H180ZM198 63V64H197ZM203 63V64H202ZM205 63V64H204ZM227 63H228V65H227ZM245 63V62H244ZM146 64H147V62H146ZM160 64V65H159ZM175 64V65H174ZM200 64V65H199ZM208 64V65H207ZM212 64V65H211ZM62 65H63V63H62ZM71 66L73 65V63L72 64H70ZM93 65V64H92ZM116 65V66H115ZM174 65V66H173ZM176 65H177V68H176ZM182 65V66H181ZM188 66L187 68L189 69H187L186 68V66ZM191 65V66H190ZM204 65V66H203ZM227 65V66H226ZM56 66H58V64L56 65ZM56 66H53L52 68H56V69H54V71L55 72H57L58 71V73H55V72H50L51 74L53 73V74H56V76H57V74H58V76H57V78L58 79H60L59 77H62V75H61V73H60V71H61V69L59 68V66L58 67H56ZM82 66V65H81ZM78 67V66H76L77 68H75L76 69V71L77 70H79L80 68H81V70L80 71H78L79 73H81V75H82V73H84L83 72V70H82V68L83 67ZM106 66H108L109 68L107 69V67ZM112 66H114L115 67V69H114V67L113 68H111ZM118 66V67H117ZM178 66H179V69H178ZM203 66V67H202ZM209 66H211V68H209ZM212 66H214V67H212ZM63 67V66H62ZM190 67V68H189ZM192 67V68H191ZM195 67V68H194ZM196 67H197V69H196ZM203 68V70H205V68L206 67H208V68H206V70H208V73H205L204 72V74L203 73H201L199 70H201L202 68ZM216 67V68H215ZM47 68H49V67H47ZM47 68L45 69V70H47ZM60 69V70H57V69ZM88 68H90V67H88ZM101 68V69H102ZM118 68V69H117ZM147 68V69H146ZM158 68V69H159ZM177 70H176V69ZM180 68H181V70H180ZM200 68V69H199ZM229 68V69H228ZM244 68V65L242 66V69ZM83 69H85V68H83ZM91 69L92 70H90V69H88L87 70V68L85 69V70H87V71H89V73L90 74H86L87 76L88 75H93L94 77L96 76V75H94L95 74V72H97V70H94V73H92L93 72V67L91 66ZM112 69H113V71H112ZM117 69V70H116ZM213 69H216V70H213ZM116 70V71H115ZM146 70H147V72H146ZM186 70H188L189 72H187ZM190 70H191V72H190ZM210 70V71H209ZM244 70V69H243ZM47 71H49V70H47ZM76 71H73V72H76ZM82 71V72H81ZM101 71H102V73H101ZM112 72V73H110V74H108L109 72ZM175 71H176V73H175ZM194 71H196V72H194ZM197 71H199V72H197ZM213 71V72H212ZM38 72H40V71H38ZM72 72V73H73ZM78 72H76V73H78ZM181 72V73H180ZM183 72V73H182ZM188 75V76H195V78L193 79V80H191L190 82H189V80H188V82H186V85H187V87H185V83L184 82H180L181 84L180 85H184L183 86V89H182V94H184L183 96L180 94V96L178 95V93H180V89L182 88H177L178 90H177V94L175 93L176 92V90L174 89V88H176L177 86H178V84H176V83H178V81L180 80V78L181 79H185V73ZM214 72V73H215ZM227 72V73H228ZM236 72V73H235ZM41 73H43V72H40L39 73V75L38 74H36V72L34 73V72H32V76H33V74H36V76H35V78H33L32 80H34L35 79V81L36 80H38L39 82L41 81V80H45L47 83H45V84H51V81H52V76H48V77H44V76H42V74ZM48 73V72H47ZM59 73H60V75H59ZM72 73H69L70 74V76H74V74H72ZM75 73V74H76ZM87 73V72H86ZM171 73H172V75H171ZM174 73H175V76L177 77V81L176 80H173V79H171V78H173V76H174ZM188 73H190V74H188ZM193 73V75H191ZM50 74V75H51ZM118 74V75H117ZM176 74H178V75H176ZM63 75H65V74H63ZM78 75V74H77ZM81 75H79V77H77V80H79L78 78H82V79H84L85 78V76H84V78H83V76H81ZM85 75V74H84ZM104 75H106V76H104ZM111 75V77H112V80H113V82H111L112 80H110L111 79V77H110V79H109V76ZM114 75V76H113ZM158 75V76H157ZM182 75V76H181ZM201 75V76H200ZM205 75V76H204ZM206 75H208V78H206V80H205V77H207ZM213 75V76H212ZM66 76H68V74H66ZM62 77L64 80L65 79H67V77ZM81 76V77H80ZM91 76L89 77V80H90V78H91ZM96 76V77H97ZM118 78H117V77ZM154 76H155V78H154ZM178 76H179V78H178ZM198 76H199V78H198ZM71 77V78H72ZM76 77L74 76L73 77V79H76ZM105 77H106V79H105ZM107 77H108V79H107ZM115 77V78H114ZM176 77H174V78H176ZM197 77V78H196ZM201 77H202V79H201ZM203 77H204V79H203ZM37 78V79H36ZM49 78H51V81H49L50 79ZM69 78V77H68ZM153 78H154V80H153ZM192 78V77H191ZM70 79V78H69ZM69 79H67V80H69ZM82 79H80V80H82ZM88 78L86 77V79L85 80H87ZM116 81H115V80ZM152 79V80H151ZM156 79V80H155ZM171 79V80H170ZM209 79V80H208ZM31 80V81H32ZM71 80V79H70ZM84 80V81H85ZM92 80V79H91ZM105 80H109V81H106V82H104ZM149 80V81H148ZM255 80V79H254ZM35 81H33L32 83H35ZM61 81V80H60ZM84 81H82V82H84ZM95 81L97 82L96 84L97 85H95L94 83H95ZM100 81V82H99ZM142 81H144V82H148V83H146V84H148L149 85V92L147 91H145V92H142V91H144V89L142 88V86H140V83L142 82ZM155 81V82H154ZM175 83H174V82ZM193 81H195V82H193ZM200 81V82H199ZM209 81V82H208ZM37 82V81H36ZM108 82H109V84H108ZM111 82V83H110ZM116 82H117V84H116ZM154 82V83H153ZM157 82V83H156ZM172 82V83H171ZM197 82H198V85H196L197 84ZM208 82V83H207ZM32 83H30L29 82V84H28V82H27V85L26 86H23V88L21 89V91L18 93V95L19 96H21L22 98L26 95L25 93H27L28 91L30 92V90L32 89V87H33V85L35 86L36 84H32ZM43 82L41 81V84H42ZM94 85H93V84ZM105 83V84H104ZM112 83H114V84H112ZM202 83V85H201V87L199 86V84H201ZM250 83H253V81H251ZM40 84V85H41ZM44 84V83H43ZM42 84V85H43ZM52 84H54L53 82H52ZM79 83H77V85H78ZM106 84H108V85H112V88L114 87L113 85H118L117 86V88H116V86L114 87V89L116 88V90H113L110 86H106ZM167 84V85H166ZM191 85V87H190V85ZM193 84V85H192ZM206 84V85H205ZM210 84V86H212V88L211 87H208V85ZM39 84H37V86H38ZM99 85V86H98ZM152 86V88L153 89H151V86ZM161 85V84H160ZM174 85V86H173ZM177 85V86H176ZM50 86V87H49ZM52 85H48V86H43L44 87V90H46V91H44V95H45V92H51L52 90L50 89V88H52L53 89V91H54V88L53 87H51ZM79 86V85H78ZM97 86V87H96ZM142 88V89H140V87ZM157 87V88H154V87ZM166 86L169 88L168 90H166ZM176 86V87H175ZM220 86V87H219ZM43 87L41 88V90L43 89ZM47 87H48V89H47ZM87 87H89V89L87 88ZM106 87H108L107 88V91H108V89H110L109 91H117V93L116 94H114V95H111L110 96V92L108 91V93L107 94H109V95H107V96H110L111 97V99H108V97L106 98V96L104 95V94H106V93H104L103 94V92H104V90L106 91ZM178 87H180V86H178ZM185 87V88H184ZM222 87V88H221ZM33 88H35V87H33ZM75 88H77L76 86H75ZM92 88V87H91ZM100 88L102 89V90H100ZM140 90H139V89ZM171 88H172V90H171ZM199 88V89H198ZM203 88V89H202ZM206 88H208V89H212L213 91H212V93L211 94H213L214 92H216V93H214L213 95H211V97H209V98H207V100H205L204 101V98L201 100V96H202V94L204 93V91L203 90H205ZM213 88H215V89H213ZM226 88V89H225ZM88 89V90H87ZM92 89H94V88H92ZM187 89V90H186ZM223 89V90H222ZM225 89V90H224ZM50 90V91H49ZM98 90H100L99 92H98ZM150 90L152 91V92H150ZM186 90L187 92H184V91ZM203 92H202V91ZM216 90V91H215ZM219 90V91H220ZM25 91H27V92H25ZM43 91V90H42ZM41 91V93L43 94V92ZM52 91V93H48L50 96V98H52L53 99V97H52V95L55 93V92H53ZM78 89L77 90H75V91H73V92H75V93H73L72 92V94L70 93V95L69 96H71V95H74L75 94V98L74 99H76V97L78 98V96H76V94L77 93H79L80 91H78ZM103 91V92H102ZM106 91V92H107ZM195 91L197 92L196 94H195ZM25 92V93H24ZM77 92V93H76ZM100 93L101 95H99V98L97 97L98 96V93ZM125 92H129V96H125V94H127V93H125ZM146 93L145 95H146V97L148 98V100H147V98L144 96V95H141V93ZM169 92V93H168ZM184 92V93H183ZM199 92V93H198ZM202 92V93H201ZM112 93V92H111ZM25 94V95H24ZM47 93H46V95H48ZM52 94V95H51ZM84 94V95H85ZM103 94V95H102ZM133 94V95H132ZM139 94V95H138ZM195 94V95H194ZM1 95H3V94H1ZM0 95V96H1ZM18 95H17V97H18ZM30 95V94H29ZM43 95V97H46V96H44ZM172 97H171V96ZM197 95V96H196ZM217 95H218V97H217ZM53 96H55V95H53ZM66 96V95H65ZM83 96V97H82ZM112 96L114 97V98H112ZM168 96V97H167ZM174 96V97H173ZM233 96H237L236 94H234ZM2 97V96H1ZM93 97V98H92ZM103 97H105L106 99H108L109 101H113L112 102V105H110V103H105L104 101H103V99L106 101V99L105 98H103ZM163 97H165L166 99H167V101H166V99L165 98H163ZM185 99H184V98ZM215 97V98H214ZM238 97V96H237ZM246 97H248V98H252L253 99V97H254V95L253 94H247V96ZM3 98V97H2ZM47 98H48V96H47ZM70 98H72V97H70ZM116 98V99H115ZM145 99V100H142V99ZM169 98H171V99H169ZM225 98V99H224ZM16 99H18V98H15V100L14 101H12V103L14 104V102H16L17 100ZM96 99V101H95V98H94V101L95 102H97L98 100ZM112 99H115V100H112ZM161 99V100H160ZM163 99V100H162ZM178 99V100H177ZM0 100H2V99H0ZM54 100H55V97H54ZM67 100L69 101V98H68V94H67ZM92 100V101H91ZM107 100V101H108ZM165 100V101H164ZM168 100H169V102H168ZM225 100V101H224ZM74 101V100H73ZM72 101V102H73ZM108 101V102H109ZM162 101V102H161ZM174 101V102H173ZM177 101V102H176ZM180 101V102H179ZM67 102V101H66ZM70 102V101H69ZM68 102V103H69ZM99 102H97V103H99ZM102 102L103 103H105V104H107V106H108V110H104V109H107V106L106 105H102ZM153 102V101H152ZM160 102H161V104H160ZM165 103V104H162V103ZM175 102H176V106H175ZM91 103V104H90ZM170 103H171V105H170ZM172 103L174 104V105H172ZM13 104H11V105H13ZM15 104H17V102L15 103ZM126 104H127V106H125L124 107V110H126V111H124V113L130 118V120H132V121H130V123H132L133 124V126H135L136 127V125L138 124L137 123V121L135 120V115H134V112L132 111L133 109H131L133 106H130V108H129V105H132L131 104V102H129L128 100H127V102H126ZM139 104V103H138ZM169 104V105H168ZM202 104V105H201ZM109 105L111 106V107H109ZM166 105V106H165ZM225 105V106H224ZM14 106V105H13ZM16 106V105H15ZM105 106V107H104ZM152 106V105H151ZM163 106V107H162ZM168 106V107H167ZM170 106H173V107H170ZM224 106V107H223ZM86 107H90L91 108V106H86ZM100 107V108H99ZM115 107V106H114ZM167 107V108H166ZM208 107H209V109H208ZM221 107H223V108H221ZM160 108V109H159ZM162 108V109H161ZM170 108V109H169ZM94 109V110H95ZM167 109H169V110H167ZM176 110V111H174V110ZM88 110V109H87ZM86 110V111H87ZM94 110H93V112H94ZM168 111V112H166V111ZM85 111V112H86ZM96 111V110H95ZM108 112V115H107V113L106 112ZM163 111V112H162ZM84 112V115H88L89 113H90V111H87L86 113ZM92 111H91V114L93 113ZM173 112H175L174 114H175V118L173 117L174 115H173ZM176 112H179V114H177ZM206 112V113H205ZM95 113V115L93 114L92 116H93V118L92 119H94V120H92L91 119V121H94V122H90V126H91V128H93V131L95 132V133H98V132H100V130H101V128H103L104 126H103V124H101V123H98L97 121H96V116L98 115V116H100L97 112H94ZM165 113H167V114H165ZM168 113H169V115H168ZM172 113V114H171ZM180 113H181V115H180ZM165 114V115H164ZM186 114V115H185ZM166 115H167V117H166ZM172 115V117H170ZM183 115H185V116H183ZM188 115V116H187ZM53 116V115H52ZM150 116H152V114L150 115ZM181 116V117H180ZM187 116V117H186ZM185 118V119H182V118ZM189 117V118H188ZM47 118V117H46ZM45 118V119H46ZM49 118H51V117H49ZM91 118V117H90ZM181 118V119H180ZM191 118H192V120H191ZM165 119V120H164ZM173 119H175L174 121H173ZM178 119V120H177ZM187 119V120H186ZM157 120V121H158ZM166 120H168V121H166ZM186 120V121H185ZM189 120V121H188ZM191 120V121H190ZM218 120H221L220 118L218 119ZM47 121V120H46ZM97 122V123H96ZM136 122V123H135ZM142 122H144V123H142ZM177 122V123H176ZM165 123H167V124H165ZM51 124V123H50ZM135 124V125H134ZM161 124V125H160ZM170 124H171V126H170ZM176 124V125H175ZM180 124V125H179ZM182 124V125H181ZM211 124H213V123H210L209 124V126L211 125ZM167 125V126H166ZM143 126V127H142ZM163 126V127H162ZM170 126V127H169ZM176 126V127H175ZM178 126H179V128H178ZM220 126H223V124L222 125H220ZM169 129H167V128ZM180 127H184L183 129L182 128H180ZM202 127L204 128V124L202 125ZM152 128H154V129H152ZM164 129V130H163ZM172 131H171V130ZM177 129V130H176ZM182 129V130H181ZM46 130H49L48 132L46 131V134L48 135V134H50L49 132H52L51 131V128H49V127H46ZM155 132V136H154V133H153V131ZM163 132H162V131ZM176 130V131H175ZM184 130V131H183ZM162 133H161V132ZM166 133H165V132ZM174 131V132H173ZM180 131V132H179ZM145 134H144V133ZM159 132V133H158ZM158 134V138H157V134ZM168 133V134H167ZM171 133V134H170ZM175 133V134H174ZM178 133V134H177ZM180 133V134H179ZM45 134V135H46ZM161 135V137H160V135ZM162 134H163V136H162ZM174 134V135H173ZM177 134V135H176ZM154 137H153V136ZM165 135V136H164ZM169 135H170V138H169ZM179 135H181V136H179ZM113 136H115V137H119V136H121V133L120 132H117L116 134H114ZM153 138H152V137ZM167 136V137H166ZM175 136V137H174ZM34 137V138H33ZM30 140H26V141H28V142H26L25 144H24V142L21 144L22 145V150L20 151L21 153L23 152L24 154H26L27 152H28V154H31L30 155V157H28V159H29V162L31 161V164H37V165H39V166H42V163H40V157H39V155H41L42 154V151L43 152H45V150L47 151V149H44L46 146H48V144H46V142H48L49 143V141H47L48 139V137H49V135L47 136V140H41V138H37V136H33ZM177 137H179V138H177ZM49 138H51V136L49 137ZM150 138H152V139H150ZM163 138V139H162ZM185 138H187V140H185ZM153 139H154V141H153ZM162 139V140H161ZM167 139V140H166ZM174 141H173V140ZM182 139H183V143L181 142L182 141ZM52 140H54V138L52 137L51 139H50V142H52ZM159 140V142H156V141H158ZM165 142H164V141ZM30 141V142H29ZM169 141H170V143H171V145H170V143H169ZM174 143H173V142ZM181 143H180V142ZM152 142H156L157 144H159L160 142H161V144H159V146L157 145L155 148H153V147H151V143ZM164 142V145H162V143ZM185 142V143H184ZM57 143H58V141H55V143H49V146L52 144V145H57ZM169 143V144H168ZM176 143V144H175ZM23 144H24V146H23ZM30 144H32V145H30ZM95 144H97L96 146H94L92 149H93V153L96 155V157L98 156L99 157V159H101V158H103V157H105L106 156V154H107V149H105L104 148V144H105V141H101V142H98V143H95ZM167 144V145H166ZM186 144V145H185ZM28 145L29 146H32V147H28ZM51 145V146H52ZM147 145H149L150 147H148ZM170 145V146H169ZM174 145V146H173ZM181 145V146H180ZM34 146V147H33ZM178 146H180V147H178ZM164 147V148H163ZM166 147V148H165ZM170 147V148H169ZM178 149H177V148ZM182 147V149H180ZM18 148H19V146H18ZM20 148H21V146H20ZM44 150H43V149ZM148 148V149H147ZM149 148H151V149H149ZM168 148V149H167ZM174 148V149H173ZM144 149V151H146ZM170 149L172 150L173 149V151L175 152H173V151H170ZM20 150V149H19ZM40 150V152H38L39 154H37V151H39ZM152 150V151H151ZM165 150V151H164ZM178 150L179 151H185V152H190V154L188 155V154H185V152L183 153V154H180L179 152H178ZM176 151L179 153V154H177L176 153ZM20 152H19V154H20ZM48 152L50 153V151L48 150ZM48 152L46 153V154H48ZM169 152V153H168ZM167 154L169 155L168 157H167ZM171 154H173V155H171ZM22 155V154H21ZM43 155H45V153H43ZM49 155V154H48ZM48 155L45 157V158H47L48 157ZM131 155V154H130ZM35 156V157H34ZM42 156V155H41ZM50 156H52V154L50 155ZM50 156L48 157V158H50ZM141 156V155H140ZM172 156V157H171ZM180 156V157H179ZM188 156V157H187ZM191 156V157H190ZM24 157V156H23ZM26 157H27V155H26ZM26 157H24V158H26ZM43 157V156H42ZM41 157V158H42ZM170 157V158H169ZM188 159H187V158ZM207 157V158H206ZM6 158V157H5ZM39 158V159H38ZM173 158V159H172ZM52 159V157L49 159V162H50V160ZM152 159H154L153 161H152ZM171 160V161H166V160ZM190 159V160H189ZM192 159H194V161L192 160ZM37 160H39V162L37 161ZM43 160H47V159H43L42 158V162H43ZM146 160H149L148 162L146 161ZM157 160H159V161H157ZM133 161H132V163H133ZM140 161H142V162H140ZM161 161H164V162H166L165 164H161ZM175 161V162H174ZM36 162H38V163H40V164H38V163H36ZM51 162H52V160H51ZM145 162V163H144ZM148 164H147V163ZM155 163V164H152V163ZM173 162V163H172ZM198 162V163H197ZM142 164V165H140V164ZM157 163V164H156ZM158 163H159V165H158ZM167 163H169V164H167ZM175 163H176V165H175ZM178 163V164H177ZM206 163V162H205ZM44 164V163H43ZM198 164V165H197ZM136 165H140V166H136ZM158 167H157V166ZM161 165H162V167H161ZM167 165V166H166ZM196 165V166H195ZM146 166V167H145ZM164 166H166L165 168H163ZM168 166H170V167H168ZM134 169H133V168ZM138 167H140V169L138 168ZM144 167V168H143ZM157 167V168H156ZM159 167H161V168H159ZM154 168H155V170H154ZM158 168H159V170H158ZM132 169V170H131ZM142 169H143V171L144 172H154V174L156 173V180H158V181H154V183L153 184H151V183H147L146 185H147V187L145 188V186H144V188L146 189L145 190V194H142V196H143V200H140V198L139 197H136V195H134L132 192L133 191H135V192H138V193H140L141 192V190H142V188H140V186H138V183L137 182H135V180H134V173L136 174V173H138L139 171L141 172L142 171ZM163 169V170H162ZM164 169H165V171H164ZM169 169V170H168ZM174 169H175V171H174ZM142 171V172H143ZM157 171H159V172H157ZM169 171V172H168ZM173 171V172H172ZM100 172H101V170H96L95 171V177H97V178H99V183H100V185H102V187H103V183H105V179L104 178H101V176L103 177V175H101L100 174ZM165 172V173H164ZM168 173H170L171 175H169ZM178 173V174H177ZM181 173V174H180ZM50 174V173H49ZM173 174V175H172ZM47 175H48V173H47ZM175 175V176H174ZM154 176V177H155ZM202 175H199V177H201ZM46 177H48V176H46ZM49 177H50V175H49ZM148 177V176H147ZM150 177V176H149ZM154 177H150L149 179L151 180V178L152 179H154ZM169 177H170V179H169ZM172 177V178H171ZM158 178V179H157ZM49 179V178H48ZM182 179V180H181ZM169 180V181H168ZM180 180H181V182H180ZM101 181H102V183H101ZM172 181V182H171ZM134 182V184H132ZM183 182V183H182ZM193 182H195V183H193ZM137 183V184H136ZM0 184H2V181L0 182ZM132 184V185H131ZM149 184H150V186H149ZM184 184V185H183ZM183 187H182V186ZM2 186V185H1ZM0 186V187H1ZM130 186H131V188H130ZM134 186V187H133ZM136 186H138L137 188H136ZM186 188V190H185V188ZM182 190H181V189ZM1 189V188H0ZM175 189H177V190H175ZM188 189V190H187ZM174 190V191H173ZM181 192H180V191ZM184 190V191H183ZM183 191V192H182ZM187 191V192H186ZM188 191H189V193H188ZM175 192V193H174ZM176 192H177V194H176ZM186 192V193H185ZM121 193H123V195L122 196H120V194ZM160 193V194H159ZM176 194L175 196H174V194ZM180 194V196H178L179 194ZM185 194H187V196L188 197H186V195ZM1 195V194H0ZM217 196V197H216ZM220 196V195H219ZM230 197V203H229V201L227 200V204H226V206L227 207H230V208H227L226 206H224L225 205V203H223L222 201H221V199H220V197L218 198V195H214V196H212V198H208L209 200H207L208 201V203H207V207H208V209H210V210H207V207H205V221H206V228L204 229V239H203V241L204 242H202L203 244H202V246H200L199 248H198V246L197 245H195V244H193L192 246H187V245H183V246H185V249H186V253L187 252H189L190 251V255L191 256H193V255H195V254H197V252H198V250H201V256H200V258L202 259V261H204V264H218V262H220L219 264H222V262L224 261V259H225V257L227 258L226 260H228V257L226 256V255H230L228 252H227V250H225L226 248L228 249V247H226V246H229L228 244L225 246L224 244H225V240H222L223 242H221L220 240L222 239V237H221V239L219 238L221 235V230L222 229H220V231H219V228H218V226L219 225H217V224H220V221L221 220H223L224 218V216H225V212H235L234 214H236V215H241V214H243V208H247V207H249V205L248 204H252V203H249L246 199H240V198H238V199H240V201H238L237 200V198L235 199V198H233V197H231V196H229ZM232 198V199H231ZM220 199V200H219ZM225 199H229V198H225ZM224 199V200H225ZM235 199V200H234ZM94 200L96 201V207L95 208H97V209H95V211L96 212H94V214H97V215H95V216H101V215H103L104 216V214H105V209H103V203H105L106 201H105V197L103 196V192L102 191H99L98 193H96V196H94ZM211 200V201H210ZM237 200V201H236ZM245 200V201H244ZM190 201H192V203L190 202ZM218 201H220V202H218ZM235 201H236V203H235ZM244 202V203H242V202ZM35 202V201H34ZM143 202H145L144 204H143ZM231 202H234V203H232L231 204ZM213 203V204H212ZM239 203H241V204H239ZM247 205H246V204ZM234 204V205H233ZM238 204V205H237ZM259 205L256 207L255 206V216H254V219H255V223L256 224H258V225H256L255 224V226L253 225L252 226V231H249L250 229L248 228L247 230L245 229V231L247 232H244L243 230H244V228L243 227H238L237 229H234V231L232 232V233H230V234H232V237H233V239L234 240H237V242H236V246H234V244L232 243V242H228L229 244L230 243H232V244H230L231 245V248H232V245L234 246L233 248H234V251L236 252V254L238 255V258H240V259H242V258H244V256L245 255H247L248 256V258H250V260H253L256 264H262V260H264V258H262V257H264V255H262V251H260L259 250V246H261V247H263L264 248V214H263V212H264V210L262 209V204H260V203H258ZM221 205L222 206H224V209L221 207ZM232 205V206H231ZM241 205V206H240ZM245 205V206H244ZM216 206V207H215ZM219 206V207H218ZM235 206H237V207H235ZM193 207V208H192ZM221 207V208H220ZM147 208H149L150 210L149 211H145ZM227 208V210H225ZM213 209V210H212ZM224 210L223 212H222V210ZM232 210V211H231ZM258 212H257V211ZM186 211V212H185ZM213 211V212H212ZM214 211H215V213H214ZM239 211V212H238ZM192 212V213H191ZM194 212V213H193ZM134 213V214H133ZM240 213V214H239ZM126 214H128V217H131L130 218V222L131 223H133V221L131 220V219H134L135 220V216H137V220H139L138 221V223H141V222H143V223H141V226H140V229H138V231H136V230H134V232L133 233H131L127 228H123V227H121V226H123V225H125V224H123L124 222H121L120 220H122V218H123V216H125ZM132 214V215H131ZM184 214H185V217L187 218V219H185L183 216H184ZM215 214V215H214ZM260 214V215H259ZM130 215V216H129ZM191 215V216H190ZM218 215V216H217ZM222 215V216H221ZM102 216V217H103ZM127 216V215H126ZM152 216V219H150V217ZM257 216H259V217H257ZM97 218H99V219H101L100 217H97ZM218 218H220L219 220H217ZM222 218V219H221ZM258 219V221H256L257 219ZM184 219L185 220H187L186 222H183L184 221ZM120 221L121 223H122V225L120 224V223H118L117 221ZM123 221H124V218H123ZM141 221V222H140ZM153 221H156V222H153ZM219 221V222H218ZM263 223H262V222ZM187 222V223H188ZM192 222V221H191ZM261 224H260V223ZM119 224L121 225V226H119ZM189 224V223H188ZM209 224V225H208ZM128 225H131V224H128ZM128 225H125L126 227L128 226ZM184 225H186V224H184ZM121 227V228H120ZM253 227H256V229L255 228H253ZM262 227V228H261ZM218 228V229H217ZM130 229H131V226H130ZM168 229V230H167ZM255 230V232H254V230ZM132 230V229H131ZM169 230H170V233H171V235L169 234ZM160 231V232H159ZM172 232H173V234H172ZM249 232H251L250 233V235H248V233ZM139 233V234H138ZM103 234V233H102ZM102 234H101V236H102ZM104 236H106V235H104ZM171 236V237H170ZM203 236V235H202ZM248 236L250 237V236H252V237H250V239L248 238ZM247 237V238H246ZM101 239H103V236L102 237H100ZM105 238V237H104ZM110 238V237H109ZM162 239V240H161ZM220 239V240H219ZM244 239H245V241H244ZM121 240H123V242H121ZM137 240H139V241H137ZM250 240V241H249ZM249 241V242H248ZM241 242V243H240ZM119 243H121L120 245H119ZM164 244V246L162 245V244ZM235 243V242H234ZM218 244L219 245H221V244H223V248H224V246L226 247L225 249H222L221 247L219 248V246H218ZM238 244V245H237ZM241 244V245H240ZM248 244V245H247ZM159 245H162V248L159 246ZM114 246V245H113ZM138 246H139V244H138ZM138 246H137V248H138ZM218 246V247H217ZM222 246V245H221ZM248 246V247H247ZM159 247H160V249H159ZM195 247V248H194ZM203 247V248H202ZM236 247V248H235ZM180 248H182V245L180 246ZM207 248V250H205ZM229 248H230V246H229ZM233 248H232V250H233ZM248 248V249H247ZM122 249H124L123 247H122ZM135 249V248H134ZM194 249V250H193ZM195 250H197V251H195ZM222 250H224L223 252H225V253H223L224 254V256H221L222 255V253H221V251ZM229 250V252H230V249H228ZM192 251V252H191ZM207 251V252H206ZM212 251V252H211ZM218 251V252H217ZM234 251H232V252H234ZM237 251H239V252H237ZM259 251V252H258ZM231 252V253H232ZM249 252V253H248ZM252 252V253H251ZM261 252V253H260ZM139 253V252H138ZM228 253V254H227ZM240 253H241V255H240ZM243 253V254H242ZM126 254V253H125ZM206 254V255H205ZM212 254V255H211ZM232 254H234V253H232ZM245 254V255H244ZM253 256H252V255ZM264 254V253H263ZM131 255H134V252H132L131 253ZM148 255V254H147ZM204 257H206V258H204ZM237 255H235V256H237ZM260 255V256H259ZM145 256L146 255H144L143 256V258H145ZM213 256V257H212ZM231 256V255H230ZM246 256V257H247ZM252 256V257H251ZM262 256V257H261ZM103 257V256H102ZM146 257H148V256H146ZM232 257L234 258V256L232 255ZM242 257V258H241ZM258 257V258H257ZM109 257H107V259H108ZM114 259H112V256L109 258V260H114V261H116V262H114L113 261V264H125V261H120V259H118L117 257H113ZM216 258V259H215ZM222 258V261L220 260ZM252 258V259H251ZM261 258V259H260ZM102 259V258H101ZM103 259H104V257H103ZM102 259V260H103ZM146 259V260H147ZM150 259V260H149ZM205 259V260H204ZM215 259V260H214ZM145 259H144V262L146 261ZM120 261V262H119ZM133 261H135L137 264H139V263H141V261H139L138 260V258H135V259H132V260H130V264H131V262H133ZM143 261V260H142ZM148 261H146L145 263L143 262V263H141V264H148ZM207 262V263H206ZM226 262V261H225ZM112 263V262H111ZM176 264H178V263H176Z\"/></svg>",
  "mask_w": 264,
  "mask_h": 264
}]
</instances>
